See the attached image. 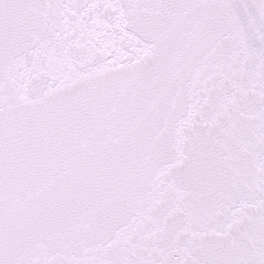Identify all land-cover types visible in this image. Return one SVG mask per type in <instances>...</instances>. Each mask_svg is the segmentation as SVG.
Listing matches in <instances>:
<instances>
[{
	"label": "snow or ice",
	"instance_id": "6c2138e0",
	"mask_svg": "<svg viewBox=\"0 0 264 264\" xmlns=\"http://www.w3.org/2000/svg\"><path fill=\"white\" fill-rule=\"evenodd\" d=\"M0 264H264V0H0Z\"/></svg>",
	"mask_w": 264,
	"mask_h": 264
}]
</instances>
